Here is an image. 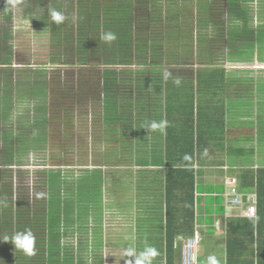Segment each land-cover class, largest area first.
Instances as JSON below:
<instances>
[{"label":"trees","instance_id":"16d2710c","mask_svg":"<svg viewBox=\"0 0 264 264\" xmlns=\"http://www.w3.org/2000/svg\"><path fill=\"white\" fill-rule=\"evenodd\" d=\"M55 1L56 3L61 2L63 5H57L56 9L64 13L65 16L68 14L66 18H69V13L74 10V4L71 5L73 0ZM97 1L99 0H78L77 3L80 6L78 14L80 15H76V18L81 25L78 30L74 29L71 18L60 24L52 21L49 24L54 41L60 39L61 46L74 45L75 49H71L70 52L74 56L80 57L78 62L81 71H84H80L78 76L79 88H75L72 94L67 95L66 100H63L60 93L61 85L57 81L55 83L48 82L44 86H29L24 82L25 78H20L17 83L13 78L15 72L13 63L8 59H4L0 63V158L5 160V163H11L25 154L23 152L43 151L46 152L50 163L46 166L61 167L35 171L13 168L10 165L0 168V242L4 241L5 231L8 227L11 229L12 236L17 232L30 230L35 237L34 254L28 255L21 250V254L27 255L26 259H21L18 256L19 251L13 254L12 250H7L8 243L4 242L5 247H0V261L71 264L75 253L72 248L65 249L68 250L67 253L63 249L67 247L62 238L66 233L65 230L69 235L74 234L73 229L78 224L79 231L84 233L82 230L84 226L89 228L95 222L100 220L103 222L108 216L102 206L103 202L99 201L100 198L97 196L101 193L100 188L94 190L96 196L88 197V200L85 201L84 194L77 201L75 198L77 182L75 183L76 180L70 175L63 176L62 168L92 166L91 164L117 166L118 156L116 153L113 157L103 156L99 152L91 153V149L95 147L93 143L95 141L96 145H100L102 140L105 142L111 140L116 143L119 126L129 123L125 118H135L134 113L138 118L140 111L134 110L132 105L129 106V103H134L131 88L130 86H127L129 89L123 88L117 72L105 70L101 76L87 75L84 66H87L90 61H95L96 64L103 62L108 68L117 66L121 69H131L135 64L141 65L140 69L158 70L159 67L145 62L134 63L129 58L128 60L119 59V53L127 56L129 51H133L134 35L137 36V32L140 34L143 31L142 27L146 22H143L139 15L132 13L101 14L100 5H96ZM64 2L68 9L64 6ZM89 3L93 5L90 6ZM74 12L70 14L74 15ZM223 17L222 13L214 14V24L223 25ZM230 18H232L231 12L229 17L225 14V23H229ZM178 20L180 19L178 18ZM178 23L181 27V22ZM107 32L114 33L116 39L112 42L102 40V35ZM231 34L232 32H229V36ZM203 41L210 45L213 43L211 40L203 39ZM71 42L73 44H70ZM105 52L114 55L107 58L104 55ZM61 55L68 56V52L61 53ZM173 64L174 70L182 65L180 62ZM200 64L214 66L213 68L206 67L207 70L214 71V74H207L206 86L200 89L203 95L200 101H204V104L199 108V116L197 114L198 127L207 137L209 135L206 131H210L212 136L214 133L218 134L216 138H220V142L211 141V144L214 143L216 147H220L219 149L225 152L232 140L229 129L225 130L223 120L225 111L218 110L214 104L216 101L225 103L226 99L233 96V90L238 97L242 95V100L246 99L245 96L249 98L251 94L237 85L235 81L225 77L224 63L203 62ZM103 77L105 83L102 81ZM89 80L93 82L91 88L87 84ZM103 83L106 87L105 92L101 87ZM139 86L141 87V85ZM40 90L46 93L39 94ZM101 95L105 96L103 100H100ZM29 96L36 97L34 114H30V109H28L19 118H16V103L22 102ZM136 98L139 101L142 100L135 96ZM73 99H76L77 102ZM195 99L196 96L191 95L181 100L180 89H173L172 96L164 99L166 103H177L175 109H168L171 115H168L167 118L175 117L185 121L188 126V128L179 126L178 131L183 129V131L189 132V126L191 127L188 137L181 136L180 138V140L184 138L185 144L182 146L172 145L173 147H170L169 151L173 153H165L170 162L165 180V223L162 222L165 233L158 238L160 253L157 252V255L152 259V264H175L177 258L182 257V245L176 244L177 237L188 239L195 236L197 231L201 232L195 214V172L193 167L196 161H199L202 166L212 163L211 166L217 167H223L227 162L223 152L220 153L221 156H215L213 162H208L210 158L208 153H202V150L196 152L193 126L195 123ZM181 102L186 106L183 107ZM178 103L181 105L178 106ZM157 118L163 119V114L159 113ZM217 118L220 119L221 124L211 126V122ZM166 128L169 136L174 126L170 127L168 120ZM217 128L220 130L218 133ZM173 137L174 140H177L176 135ZM91 142L93 143L91 144ZM208 144L207 142L206 145ZM131 156L126 155L125 160L132 163L133 157ZM20 160L18 161L20 162ZM220 171L222 170L220 169ZM32 173L35 174L34 187L36 190L31 193L28 177ZM241 173L239 191L257 192L258 215L257 219L241 217L223 220L226 229L225 262L227 264H264V167L257 170L245 169ZM16 178H19V181ZM15 183L20 185L19 188L15 189ZM101 229H104V225L101 226ZM93 233V236L90 235V240L93 239V244L97 245L101 254L96 256L93 254L92 259L97 264H103V233L100 227L94 229ZM208 233H212V230H209ZM54 241L57 242V245L54 244ZM11 244L10 246L13 245ZM85 258L86 254L82 256V259L79 257L77 259L83 261ZM115 261H117V256ZM198 262L201 264L203 258L199 256Z\"/></svg>","mask_w":264,"mask_h":264},{"label":"crops","instance_id":"0c3cea01","mask_svg":"<svg viewBox=\"0 0 264 264\" xmlns=\"http://www.w3.org/2000/svg\"><path fill=\"white\" fill-rule=\"evenodd\" d=\"M14 1L0 0V14L13 15L17 12L27 14L24 2L19 0L22 3L20 7L17 1ZM227 1L231 2L227 15L229 16L231 12L232 18L229 23H226V26L214 24L213 19L216 11L210 5L213 0L97 1L96 5H100L101 14L132 13L139 15V18L146 22L142 27L143 31L140 34L137 32V36L134 35L133 51H129L127 56L119 53V59L128 60L129 58L134 63H150L159 69H140L142 66L135 64L131 69L124 68L118 71L119 82L123 88L130 86L132 91L134 103H129V106L132 105L134 110L138 109L140 117L136 118V113H134L135 118H125L129 123L119 126L116 143L111 140L107 142L102 140L101 146L96 145L91 149V153L99 152L103 156L113 157L116 153L118 156L117 166L91 164L92 166L69 168L85 170L83 184L80 188L81 184L79 183L76 189L75 198L77 201L84 194L85 201L88 200V197L96 196L93 189L94 181L96 185L100 186L101 193L97 196L100 198L99 201L103 202L102 206L108 215L103 222L100 220L86 228L85 237L81 239V243L84 245L78 249L76 247V254H86V260L78 261L75 257L71 264H97L92 259L95 252L92 246H95V243L93 244L92 238L90 240L87 237L88 234L92 236L97 227H100L103 233V253L116 254L115 264H125L127 257L121 255H125L127 249L134 248L136 252H141L148 247L156 248L157 250H155L160 253L158 238L165 233L162 222L165 223V180L170 163L165 153H173L169 151L170 147H173L172 145L182 146L185 144L184 138L181 140L180 138L181 136L187 138L191 127L189 126V132L183 131V129L179 132V126L188 128L185 121L175 117L167 118L168 115H171L168 109H175L177 106V103L164 101L165 98L172 96L173 89H180L181 100L191 95L196 96L194 102L195 123L193 124L196 152L202 150V153H208L210 156L208 162H213L215 156L219 157L220 153H225L227 162L224 166L229 167L226 171L224 169L220 171V167L211 166L212 163L202 166L199 161H196L193 167L195 172V214L203 238L199 251L202 252L204 248L208 247L207 241L211 247L207 248L209 249L207 254L215 256L218 250L221 251V245L225 253L226 243L222 242L226 236L225 223L222 225L225 220L223 195L228 190V178L229 176L237 178L240 186L241 172L245 169L257 170L264 167V151H262L264 146V0ZM33 2H37V0H29L28 5ZM77 2L78 0L71 2V5L74 4L73 9L80 7ZM198 2L203 3L202 11L197 10ZM89 5L93 4L89 3ZM56 7L57 4L54 0L52 9H56ZM74 13L79 12L75 11ZM167 15L184 16L183 23L181 22V31H169V27L167 29L163 27L165 18L158 20L159 22L153 21L154 16ZM161 22L162 24L159 25L158 23ZM228 24L230 29H228ZM214 28L216 30L223 29L224 34L219 33L217 42L224 43L225 41L224 44H215L216 31L213 30ZM229 32H232L231 36H229ZM168 37H180L181 40L178 39V42L173 44L170 43ZM209 37L212 38L211 42L213 43L211 45L203 43V39L208 40ZM104 55L108 58L114 54L105 52ZM176 62L186 64L177 70H174L173 67L167 68L168 64H165ZM203 62L224 63L225 77L235 81L237 85L251 94L249 98L245 96L246 99L242 100V95L238 97L233 90V96L226 99L225 103L216 101L214 104L218 110L225 111L223 115L225 130L229 129L232 140L225 152L221 151L220 147H216L214 143L211 144V141L216 143L219 141L220 138H216L218 134L214 133L212 136L210 131H206L209 135L207 137L198 127L197 114L199 116V108L204 104V101H200L203 98L200 89L206 86L207 74H214V71L206 69V67L213 68L214 66L200 64ZM166 71L170 73L167 77L165 76ZM177 79L180 81L179 84L175 83ZM135 96L142 100L135 99ZM157 98L159 99L157 100ZM181 104L183 107L186 106L185 103L181 102ZM181 104L178 103V106ZM159 113L163 114V119L157 118ZM167 120L170 127L174 126L169 136L166 127L163 132L159 129L149 130L153 122L159 123ZM122 121L125 122V120ZM188 124L190 125V123ZM211 124V126H219L221 121L217 118ZM218 132L220 130L217 128ZM174 135L177 136V140H174ZM205 142L209 144L206 145ZM248 144H250V148H248ZM126 155L133 157L132 163L125 160ZM75 174L77 178L78 171H75ZM103 184L106 187L105 190H103L104 187L101 188ZM131 200L132 204H130ZM103 225L104 229L102 230L101 226ZM78 228V224H76L73 229L76 237L82 234ZM209 230H212V233L209 234ZM184 240L179 236L176 244L183 245ZM4 244L1 241L0 247H5ZM1 252L4 253V251ZM214 256L209 255L208 257L205 254L200 256L203 258L201 264H210L209 258ZM0 264L37 263L0 261ZM108 264L111 262L108 261ZM175 264H182V258L178 257ZM218 264L227 263L224 260Z\"/></svg>","mask_w":264,"mask_h":264},{"label":"rangeland","instance_id":"374dc122","mask_svg":"<svg viewBox=\"0 0 264 264\" xmlns=\"http://www.w3.org/2000/svg\"><path fill=\"white\" fill-rule=\"evenodd\" d=\"M15 1H17V4L21 7L22 3L19 0H15ZM21 1L26 4V5H24V4L23 5H24V7L26 6L27 14H23L22 12L21 13L17 12L16 14H13V15L12 14H6V13L0 14V63L4 59H8L9 61H11V63H13L12 65L15 68L13 78H15V81L17 83H18L20 78H22V79L25 78L24 82H26L29 86H33V85L44 86L48 82H54L55 83L57 81L61 85V89L60 88L59 89H60V93L63 97V100H66L67 95L72 94L73 91L75 90V88H79L78 83L80 81H79L78 76H79V73L81 71V67H80L78 61L80 60V57L74 56L70 52L71 49H75L74 45H68V46L62 45L61 46L59 44L60 39L59 40L56 39L55 41L53 40V34L50 32L51 30H50L49 24L51 22L50 11L52 10L54 0H37V2H33L31 5L30 4L28 5L29 0H21ZM59 3L57 2L56 4L60 6L61 3L60 4ZM229 3H231V2H229L227 0H213V2L210 3V5L212 6L211 8L216 11V15L218 13L223 14L224 17H223L222 23L224 26H226L225 14L227 15L229 13ZM63 4H65L64 6H66V2H64ZM61 6H63V5H61ZM66 7L68 9V6H66ZM53 9H55V8H53ZM78 9L79 8L74 9V10L76 12H79ZM203 9H204L203 3L198 2L197 10L202 11ZM20 10L22 11V9H20ZM55 10H57V9H55ZM67 15L68 14H66V16ZM76 15H80V14L74 13V15H71L69 13V18L67 17L64 20V22L67 19L71 18V20L74 23V26H73L74 29L76 28V30H78V29H80L81 25H80V21L78 20V18H76ZM160 17L161 16H158V17L154 16L153 18H155V19H153V21L159 22L162 18L163 19L165 18V22L162 25L163 27H166V29L169 27V31H178V30L181 31L182 30L180 27V24L178 22H182V19L184 16L181 17L178 15H171V16L167 15V16H162L161 18ZM178 18L180 19L179 21H178ZM172 20H173V22H171ZM158 24L161 25L162 22L158 23ZM159 28H162V27H159ZM228 29H230L229 24H228ZM213 30L216 31V35H215L216 39L214 38L216 40L215 44H218V45L224 44L225 41H224V43L222 41L217 42V41H219V39H217L220 36L219 33L220 32L223 33V29L219 28L216 30V28H214ZM66 31H70V30H66ZM157 38H159V37H157ZM168 39L170 40V43H173V44L174 43L176 44L178 42L177 41L178 39L181 40L180 37H177V38H175V37L169 38L168 37ZM208 40L210 41L211 39H208ZM70 44H73V43L71 42ZM215 46H217V45H215ZM64 52H68V56L67 55H61V53H64ZM101 61H104V60L101 59ZM55 63H57V64H55ZM165 64H168L167 68L175 67L173 63H165ZM183 65L184 64H182L181 66H183ZM181 68H184V67H181ZM84 69H86L87 75L96 74V75L101 76L102 73L103 74L105 73L104 72L105 70H110L111 72H115V73L117 72L118 73V71L121 68L117 67V66L108 68V67H106V65L103 62L96 64L95 61H90V62H88L87 66L86 65L84 66ZM81 72H84V71L82 70ZM48 77H49V80H48ZM102 81H104V83H105L104 77H103ZM92 83L93 82H91L90 80L87 81V84L90 86L89 88H91ZM104 83L101 85V87H103V92H105V90H106ZM18 89H20L19 86H18ZM38 93L43 94L46 92L40 90ZM91 96H92V92H91ZM70 98H72V96H70ZM104 98H105L104 95L100 96V100L101 99L103 100ZM73 101L77 102L76 99H73ZM89 105H90V103H89ZM28 109H30V111H29L30 114H34L35 109H36V97L35 96L34 97L29 96L28 98L26 97L22 102L16 103L15 117L19 118L22 115V113L26 112ZM15 123H16V121H15ZM91 143H93V142H91ZM94 145L96 146L95 141H94ZM248 148H250V144H248ZM1 150H2V148H1ZM262 151H264V146H263ZM23 153H25V154H22V156L20 158H18L17 160H14L11 163H5V160L0 158V168L6 167L8 165H10L13 168L18 167V168L28 169L31 171H35L38 169H44V168H48L49 170L61 168V167L46 166V165L50 164L48 162L46 152H43V151L42 152H36L35 150L34 151L30 150L28 153H26V152H23ZM36 153H39V154H36ZM43 153H45V154H43ZM19 159H21L20 162L18 161ZM62 167H64V166H62ZM220 169L221 170L224 169V171H226L227 169H229V167L224 166V167H220ZM75 171H78V174H77L78 177L77 178H76ZM62 175L63 176L70 175L71 177H74V180H76L75 183L77 182V186H78L79 183L82 184L84 181L85 170L84 169L76 170L75 168L69 169V168L64 167V168H62ZM16 179H17V181H19V178H16ZM232 179H237V178H233V177L229 176L228 183ZM14 180H15V178H14ZM28 180H30V182L28 184L31 188V193H32L36 190V188L34 187L35 174L32 173L30 175V177H28ZM105 184H106V182H105ZM93 185H94V187H93L94 190H96L100 187L99 185H96V183L94 181H93ZM234 185H236V184H233V186ZM238 185H239V181H238ZM19 186L20 185L16 184V183L14 185L15 189L19 188ZM24 187H27V185H24ZM101 188H103V190L106 189L104 184L101 186ZM132 202L133 201L131 200L130 204H132ZM62 225L63 224H61V226ZM62 228L65 229L64 226H62ZM82 230L85 232L86 226H84V228ZM65 231H66V233H64L62 238H63V243L67 247L63 248L64 251L67 253L68 250L66 251L65 249H67L68 247H69V249L72 248V250L75 253V257H77V258L79 257L82 259V256L84 254H80V253L76 254V247L78 249V248H80V246L84 245L81 243V241H82L81 239L85 237L84 233L79 234L78 237H76L77 235H74L72 233L69 235V233H67V230H65ZM93 234H92V236H93ZM5 236H7V237L12 236L10 227H8L6 229ZM87 237L89 239L90 235H87ZM222 242L225 243V240L222 239ZM7 243L9 245L7 250L8 249L12 250L13 254L18 253V251H19L18 256L21 259L27 258V255H25V253L21 254V250L14 248V246L11 244L10 241ZM10 244L12 246H10ZM54 244L57 245V242L54 241ZM206 245L208 246L207 248H211L207 241H206ZM92 247H94L93 249L95 251L94 252L95 256L101 254V252H99L97 246H92ZM59 248H60V246H59ZM207 248H204L202 250V252L199 251V255L203 256L205 254V255H208V257H209V255L214 256V254H207V253H209V249H207ZM220 249H221V251L218 250V252L214 256V257H217L216 260L218 263L223 262L225 260V255H226L223 251L222 245H221ZM103 251H104V249H103ZM137 253H139V252H137ZM121 256H125V255H121ZM12 257H13V255H12ZM49 257H50V255H49ZM74 260H75V258L73 256V261ZM83 260L85 261L86 258ZM103 260L106 264H108V261H110L111 264H115L116 254H109V253L104 254L103 253ZM2 261H5V260H2ZM10 261H12L11 258H10ZM78 261H79V259H78Z\"/></svg>","mask_w":264,"mask_h":264},{"label":"built area","instance_id":"2783aa9c","mask_svg":"<svg viewBox=\"0 0 264 264\" xmlns=\"http://www.w3.org/2000/svg\"><path fill=\"white\" fill-rule=\"evenodd\" d=\"M228 183V181H227ZM233 184H236L233 186ZM224 193L225 219L247 218L257 219L258 194L239 191L237 179H232ZM198 228V227H197ZM202 244V234L197 231L195 236L185 239L182 245V264H198L199 247Z\"/></svg>","mask_w":264,"mask_h":264},{"label":"clouds","instance_id":"9594fccd","mask_svg":"<svg viewBox=\"0 0 264 264\" xmlns=\"http://www.w3.org/2000/svg\"><path fill=\"white\" fill-rule=\"evenodd\" d=\"M51 21L60 24L66 19L64 13L61 11L52 9L50 11ZM102 40L105 42H112L116 39V35L112 32H107L102 35ZM170 75L167 71L165 72V76L167 77ZM176 84H179L180 81L177 79L175 81ZM167 125V121H161L159 123L153 122L150 125V129L152 131L160 130L161 132L164 131ZM203 240V239H202ZM11 242L15 248L20 249L27 253L28 255L34 254V244H35V237L30 230H25L23 232H17L12 237H4L3 242ZM157 255V251L154 248H146L145 250L137 253L134 248L127 249L125 251V256L128 259L125 260V264H152V259ZM210 264H218L215 257H210Z\"/></svg>","mask_w":264,"mask_h":264},{"label":"water","instance_id":"95a60500","mask_svg":"<svg viewBox=\"0 0 264 264\" xmlns=\"http://www.w3.org/2000/svg\"><path fill=\"white\" fill-rule=\"evenodd\" d=\"M224 224V222H222V225Z\"/></svg>","mask_w":264,"mask_h":264}]
</instances>
